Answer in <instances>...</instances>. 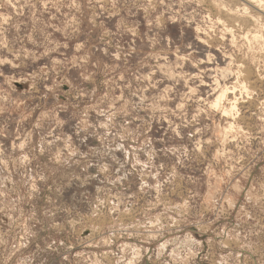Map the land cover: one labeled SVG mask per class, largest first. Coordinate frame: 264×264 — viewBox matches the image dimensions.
<instances>
[{"label": "rangeland", "instance_id": "374dc122", "mask_svg": "<svg viewBox=\"0 0 264 264\" xmlns=\"http://www.w3.org/2000/svg\"><path fill=\"white\" fill-rule=\"evenodd\" d=\"M211 1L0 0V264H264V15Z\"/></svg>", "mask_w": 264, "mask_h": 264}, {"label": "bare ground", "instance_id": "6f19581e", "mask_svg": "<svg viewBox=\"0 0 264 264\" xmlns=\"http://www.w3.org/2000/svg\"><path fill=\"white\" fill-rule=\"evenodd\" d=\"M203 3H205V2H203ZM207 6H208V10L210 11L208 13H211L214 9H221V11H220L221 13L219 15H216L215 17L218 16V19L217 20H219V22H221L223 24V27L225 25L227 27L228 31H230V33H232L234 30H236L238 28H240V29L246 28V26H247V19H249L252 16V14L250 15L249 10L250 11H253V13H256V15L257 14H259V15H262L263 14L264 15V0H212L211 2H209L207 4ZM222 14H224V16H222ZM209 15L210 14H208V16ZM248 16H249V18H248ZM255 18H253L252 20H255V21L257 20V23L260 22L258 19H255ZM259 18H260V16H259ZM252 20H250V21H252ZM252 22H254V21H252ZM261 25H263V24H261ZM254 26H255V24H254ZM252 27H251V30H252ZM259 27L260 26H258V28ZM247 28L250 29L249 27H247ZM262 28L263 27L261 26L260 29H262ZM227 29H225V30H227ZM259 31H261V30H259ZM259 31H257V32H259ZM241 32H244V31L241 30ZM247 34H249V32ZM257 35H258V33H257ZM207 37H209V36H207ZM258 37H262V36H258ZM206 39H208V38H206ZM255 39H258V38H255ZM260 39L262 40V38H260ZM201 41L206 42L205 38H202V37H201ZM263 47H264V45H263ZM242 64H239V66H241V68L243 67ZM239 72H241L240 75L243 78L241 92L239 93V96H237V94H236L237 91H238L236 89V87H234V86H232V87L225 86L222 89V91L219 94V96L217 97V99L211 104V106L213 107V109H216V110L221 109L222 110V116L231 117L232 119L237 117V115L239 114V112H240L241 109H245L244 105H243V107H239L241 105V103H250V101H248L247 99H250L251 95H253V93L258 90L257 87L259 85H262L263 84V77H262L261 74H255V73L251 72V70L245 69V68L241 69ZM244 94H245L246 97H244ZM230 95H231V97H230ZM242 98H246V99H242ZM225 100L227 102V105L226 106H222V101H225ZM246 108L249 109L250 107L248 108L246 106ZM241 113H242V111H241ZM243 114H244V116H243V118H244L245 117V114H247V113L245 112ZM243 114H241V115H243ZM238 118H236V119H238ZM241 119H242V117H241ZM232 123L229 125L228 128H225V132L227 133V135H228V133H230L233 130V128L235 126ZM235 123H236V120H235ZM239 128H240V126H239ZM241 131H242V129H241ZM139 252H141V251L139 250ZM139 252L137 251V254H136L137 256L132 257L129 262H128V260H126V264H139L140 262H142V260H141V256L142 255Z\"/></svg>", "mask_w": 264, "mask_h": 264}, {"label": "crops", "instance_id": "0c3cea01", "mask_svg": "<svg viewBox=\"0 0 264 264\" xmlns=\"http://www.w3.org/2000/svg\"><path fill=\"white\" fill-rule=\"evenodd\" d=\"M139 264H142V262H140Z\"/></svg>", "mask_w": 264, "mask_h": 264}]
</instances>
